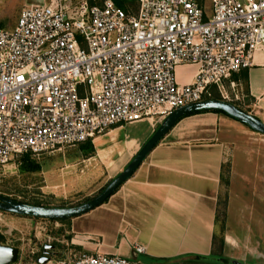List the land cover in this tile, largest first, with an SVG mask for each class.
<instances>
[{"label": "built area", "instance_id": "built-area-1", "mask_svg": "<svg viewBox=\"0 0 264 264\" xmlns=\"http://www.w3.org/2000/svg\"><path fill=\"white\" fill-rule=\"evenodd\" d=\"M136 3L134 14L110 0L75 12L31 6L11 31L0 28V168L165 118L214 91L226 100L224 81L264 49V0ZM178 66L196 69L191 83L178 84ZM73 264L146 263L81 253Z\"/></svg>", "mask_w": 264, "mask_h": 264}, {"label": "crops", "instance_id": "crops-1", "mask_svg": "<svg viewBox=\"0 0 264 264\" xmlns=\"http://www.w3.org/2000/svg\"><path fill=\"white\" fill-rule=\"evenodd\" d=\"M195 71L192 66H178V84L191 83ZM223 86L228 99L222 100L215 91L213 97L235 102L234 107L264 124V49L255 52L251 67L233 74ZM226 115L204 112L179 119L106 202L66 223L69 240L63 236L51 239L59 246L49 245L53 248L45 255L48 264H73L81 253L201 264L211 262L200 259L209 258L212 252L222 255L227 264H264V161L259 173L256 167L251 176L236 172V164L251 168L252 156H258L260 150L264 160V144L255 145L237 126L254 130ZM163 119L113 127L91 141V156H81L61 169L87 165L97 170L85 180L87 187L98 186L85 195L93 197L125 169ZM243 181L259 184L261 201L245 203L241 195L234 196ZM225 191L227 203L223 209L220 201ZM83 192L84 188L73 194ZM218 209H223L220 220L225 223L219 231ZM245 215L254 224L253 241L249 234L240 236L229 227L232 218ZM135 246L144 247L145 253L135 254ZM41 256L42 251L38 259Z\"/></svg>", "mask_w": 264, "mask_h": 264}, {"label": "rangeland", "instance_id": "rangeland-1", "mask_svg": "<svg viewBox=\"0 0 264 264\" xmlns=\"http://www.w3.org/2000/svg\"><path fill=\"white\" fill-rule=\"evenodd\" d=\"M83 1L88 3V0H0V28L11 31L17 23L20 11L24 8L56 3L66 8L68 12H75ZM210 8L211 4H208L207 10L209 11ZM235 100L239 102L240 99L235 97ZM231 104L237 106L235 102ZM158 118L156 117V119ZM237 128H239L240 133L246 132L244 135L251 137L255 145L264 144L263 135L248 130L241 125H238ZM261 152L260 150L258 156H252L254 159L251 168L236 164V172L244 176L245 174L251 176L255 167L258 173L261 172L264 161L263 152ZM81 156L85 157L81 145L66 147L62 151L44 155L36 160L41 170L35 174L22 171L19 162L4 166L0 168V195L23 203L41 201V203L49 205L51 208H73L84 204L86 200L93 199L101 191L98 193L96 191L93 197H85L87 193L98 187H87L85 183V180L94 171L95 175L97 174V170L91 169L87 165L82 168L61 169L66 164L71 165L72 161L80 160ZM81 170L82 173H80ZM239 185L235 188L234 196L241 195V200L245 203H258L261 201L258 183L248 184L247 181H243L239 182ZM85 186L87 189H85ZM83 188L84 192L82 194H73L75 190ZM236 221H241V223ZM224 224L223 220L218 222V231L222 229ZM229 227L231 230L234 229L236 234L240 236L246 233L249 234L250 241H253L254 224L247 215L244 218H232ZM66 230V223L0 213V235L2 236L0 244L20 250L21 255L18 264H38L37 260L45 240L60 238V236L67 237ZM217 247L218 240L216 239ZM60 251H63V249ZM220 256L221 259H224L222 255ZM216 263L222 264L219 261L201 264Z\"/></svg>", "mask_w": 264, "mask_h": 264}, {"label": "water", "instance_id": "water-1", "mask_svg": "<svg viewBox=\"0 0 264 264\" xmlns=\"http://www.w3.org/2000/svg\"><path fill=\"white\" fill-rule=\"evenodd\" d=\"M202 110H220L230 117L243 122L257 133L264 135V124H262L255 117L237 109L232 104L222 100H210L200 103L186 105L178 108L167 115L160 123L156 131L143 145L140 151L132 159V161L125 167V169L116 176L97 196L88 202L73 208H55V207H36L27 204H22L2 197L0 195V211L3 213L17 215L21 217L48 219V220H62L72 219L89 213L93 209L102 205L109 199L116 189L124 184L139 168L144 159L150 151L157 145L162 137L175 125V123L182 117L197 111ZM53 247L45 245L42 250V256L38 259V264H48L49 258L45 255L48 250ZM20 250L18 248L2 246L0 244V264H15L18 261ZM222 264H227L226 259L219 260Z\"/></svg>", "mask_w": 264, "mask_h": 264}, {"label": "trees", "instance_id": "trees-1", "mask_svg": "<svg viewBox=\"0 0 264 264\" xmlns=\"http://www.w3.org/2000/svg\"><path fill=\"white\" fill-rule=\"evenodd\" d=\"M104 1H106V0H97V2H95V0H88V4L90 6L101 5ZM110 1H112L118 8L122 9L126 14H134L136 12V10H137L136 0H110ZM213 98L220 100L219 97H213ZM240 110H242V109H240ZM204 112H214V113H219V114L226 115L224 112H222L220 110H202V111L192 112V113H190L188 115L204 113ZM81 148L84 151V154H85L86 157L91 156V154L93 153V147H92L91 141H88V142L82 144ZM20 169L22 171H25L27 173H32V174L38 173L41 170V168L39 167V165L36 162V160L31 158V157H29V156H23L20 159ZM228 172H229V169L228 168L225 169L224 174H225L226 177L223 180L225 186L228 185V177H227L228 176L227 175ZM118 188L116 189V191L118 190ZM103 189H101V191ZM88 201L89 200H86L84 203H86ZM20 203L27 204V205H30V206H36V207H47V208L51 207L49 205L41 203V201H37V202H34V203H23V202H20ZM226 203H227V193L225 191L224 195L222 197V200L220 201V204L222 205L223 209H225ZM223 209H218V216H217L218 217V221L220 219H222L221 217L223 216V212H224ZM0 213H3V212L0 211ZM3 214H6V213H3ZM36 219H38V218H36ZM70 220L71 219L49 220V221L59 222V223H67ZM1 238H2V236L0 235V240H1ZM65 238L69 240L70 236H67ZM51 245L59 246L58 243H55V242L51 243ZM220 257H221L220 255H217L215 252H212V254L210 255L209 258H201L200 260H206V261H210L211 260V262H217ZM142 261L146 262V263H149V264H196V262H194V261L185 262V261H181V259H175V260H172V261L171 260H167V259L150 260V261L142 260ZM211 262H208V263H211Z\"/></svg>", "mask_w": 264, "mask_h": 264}]
</instances>
